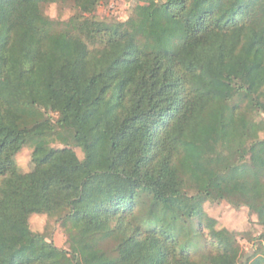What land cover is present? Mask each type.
Returning <instances> with one entry per match:
<instances>
[{"label": "trees", "instance_id": "1", "mask_svg": "<svg viewBox=\"0 0 264 264\" xmlns=\"http://www.w3.org/2000/svg\"><path fill=\"white\" fill-rule=\"evenodd\" d=\"M59 1L0 0V264H249L203 204L264 228V113L245 77L259 0H143L113 24L74 0L58 30L44 9ZM27 214L55 218L74 257Z\"/></svg>", "mask_w": 264, "mask_h": 264}, {"label": "rangeland", "instance_id": "2", "mask_svg": "<svg viewBox=\"0 0 264 264\" xmlns=\"http://www.w3.org/2000/svg\"><path fill=\"white\" fill-rule=\"evenodd\" d=\"M165 1V0H161ZM143 0H85L81 5V10L86 12V17H92L96 21L105 24H113L116 22H125L129 20L136 10L143 8ZM257 11V18L263 22L264 26V0H259L254 3ZM45 15L58 25V30L62 29L71 18L79 13L78 7L74 0H60L56 4H51L45 7ZM64 25V26H63ZM264 29V28H263ZM262 29V30H263ZM259 34L264 41V32L260 30ZM252 67L258 70H251ZM246 81L248 84L255 83L256 96L258 101L263 106L264 113V49L257 48L249 57L246 68ZM44 110L54 113L49 101H42ZM55 114V113H54ZM264 119V114H262ZM264 138V134H262ZM56 148H62L60 143L54 145ZM80 159H83V154L80 149L76 148ZM32 153L33 147L27 146L16 157V162L19 169L28 173L32 170ZM205 213L204 222L207 219L214 223L217 230H228L237 237L241 249L243 251V263H255L260 258L258 256L260 249L259 242L264 233V228L258 223L257 216L252 213L247 207L235 208L228 202H206L203 204ZM24 228L43 234L48 242L53 243L57 248L66 250L74 257L80 247L79 243L72 244L69 240V235L65 228L61 226L55 218H50L46 215L27 214L23 215L21 220ZM257 254V255H256ZM255 255V256H254ZM80 261V264H83ZM264 264V262H260Z\"/></svg>", "mask_w": 264, "mask_h": 264}]
</instances>
